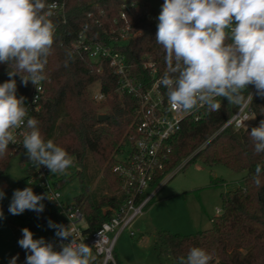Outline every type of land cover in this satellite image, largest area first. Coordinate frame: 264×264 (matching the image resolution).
I'll list each match as a JSON object with an SVG mask.
<instances>
[{
	"label": "trees",
	"instance_id": "obj_1",
	"mask_svg": "<svg viewBox=\"0 0 264 264\" xmlns=\"http://www.w3.org/2000/svg\"><path fill=\"white\" fill-rule=\"evenodd\" d=\"M49 0H46V3ZM65 3L63 15H52L56 25L51 54L44 69L46 79L43 82L44 93L41 108L30 117L39 121V128L45 141L52 140L74 157L78 164L75 172L80 178L81 192L72 202L83 213L87 226L83 232L87 235L98 229L107 220L111 210L103 213V208H115L124 198L120 192L121 180L113 171L119 155L127 152L130 136L134 130V108L137 100L130 95H119L116 91L118 76L107 61L92 60L88 54L72 45L73 39L81 32L96 41L116 44L125 54L131 71L139 79L152 81L143 61L155 62L158 73L163 77L169 71L166 53L155 41L158 14L151 5L143 0H57ZM47 10V9H46ZM130 23L133 36L124 43H117L119 32L125 20ZM230 42V41H229ZM14 63H0V84L10 79L9 71H15ZM27 76V73H21ZM17 98L24 97L27 104L33 95L31 81L24 85L17 74ZM98 84L108 103V117L98 119L93 96L89 88ZM247 92H244L246 94ZM220 108L217 111L204 106L200 110L199 120L187 118L182 128L171 138V150L165 168L161 170L154 184L174 170L183 160V168L196 160L208 167L223 165L236 172H244L243 185L221 194V213L211 218V226L191 234L156 232L155 239L161 253L172 257V264H179L180 258H187L193 247H199L212 255L210 264H264V172L261 185L253 180L257 164L264 166V153L257 154L249 133L264 120V96L255 92L252 108L257 122L254 126L235 129L222 125L233 115L238 104L229 103L226 98L217 97ZM27 131L26 125L23 129ZM23 136L19 135L15 143H9L8 151L0 158V177H6L10 162L14 156H20L21 163H28L27 176L16 185H8L2 191L5 203L0 212L8 221L17 241L23 238L22 229L28 228L34 237V231L59 220L58 207L46 198L42 212L30 211L26 216L9 212L13 192L18 186L22 190L31 187L35 194H42V187L30 182L37 176V168L28 157L22 145ZM92 155L96 167L103 170L113 194L91 190L90 179L86 177V162ZM45 169L47 167L41 166ZM73 175L64 174L53 180L55 188H63ZM26 251L21 249V262L26 264ZM93 254V253H92ZM91 264H101V257H92ZM111 264V263H109Z\"/></svg>",
	"mask_w": 264,
	"mask_h": 264
},
{
	"label": "clouds",
	"instance_id": "obj_2",
	"mask_svg": "<svg viewBox=\"0 0 264 264\" xmlns=\"http://www.w3.org/2000/svg\"><path fill=\"white\" fill-rule=\"evenodd\" d=\"M54 7L46 0H0V63H14L16 68L9 71L10 79L0 84V158L7 153L9 143H15L14 130L24 127L26 120L28 130L21 133L22 145L31 163L47 167L52 174H65L73 166L74 157L52 140L45 141L39 121L29 117L25 98H17L16 80L11 78L19 74L24 85L29 81L38 85L46 79L44 69L56 29L51 19ZM155 41L166 53L169 71L160 83L167 90L172 110L188 112L207 106L217 111V97L247 107L243 92L249 85L255 87L257 95L264 96V0H164ZM249 136L255 153H264V120L251 129ZM262 172L264 166L257 164L253 176L257 187ZM4 195L0 190V200ZM44 199L45 195L35 194L31 187L17 189L9 212H42ZM48 226L57 229L61 240L72 237L71 242L55 251L52 243L34 239L33 233L24 228L18 243L31 253L26 264H91L92 248L75 241L70 225L49 221ZM16 260L13 257L9 264H16ZM211 261L210 253L193 247L179 264Z\"/></svg>",
	"mask_w": 264,
	"mask_h": 264
},
{
	"label": "built area",
	"instance_id": "obj_3",
	"mask_svg": "<svg viewBox=\"0 0 264 264\" xmlns=\"http://www.w3.org/2000/svg\"><path fill=\"white\" fill-rule=\"evenodd\" d=\"M47 4L55 5L51 9L53 15L64 14V2L49 0ZM121 17L125 22L119 32L120 38L116 40L117 43H124L133 36L125 13H122ZM72 45L76 49L86 52L92 60L107 61L113 69V73L119 78L117 93L130 95L137 100V105L134 108V130L130 136L128 150L118 156L113 166V171L121 180L120 192L124 198L115 208H103V213L111 210V214L98 229L87 235L83 232L87 226L83 213L73 203L66 204L61 200V190L53 185L54 179L49 177L50 170L48 168L38 167L37 176L30 179V182L40 185L42 194L46 195V198L58 207L57 225L65 227L70 225L74 229L73 238L75 241L90 246L93 255L101 257V264H118L113 254L117 238L124 230L130 229L134 221L151 204L157 191L155 187L160 181L156 184L154 182L158 173L165 168L168 153L171 150L169 143L171 138L182 128L183 122L187 118L192 117L194 120H199L200 110L203 107L188 112L172 110L168 104L167 90L160 83L162 77L157 76V66L151 59L143 61V67L149 70L153 79L147 81L132 74L131 65L127 62L125 54L119 51L113 42L102 43L81 32L73 39ZM244 92L247 93L244 94ZM244 92L243 96L247 101V107H241L238 104L236 111L220 130L228 126L241 129L256 124L257 119L252 108L256 89L253 85H249ZM43 93V82L33 86L32 98L25 104L29 110V117L41 108ZM249 94L252 95V100H249ZM92 96L96 101L105 98L100 87L93 92ZM24 127L14 130L15 142L24 132ZM216 212L220 214L221 208H217ZM111 232H114L112 238H110ZM71 240L72 237L61 240L57 235L45 239L47 243L53 244L55 251H61V245L69 244ZM30 254L29 251H26V256Z\"/></svg>",
	"mask_w": 264,
	"mask_h": 264
},
{
	"label": "rangeland",
	"instance_id": "obj_4",
	"mask_svg": "<svg viewBox=\"0 0 264 264\" xmlns=\"http://www.w3.org/2000/svg\"><path fill=\"white\" fill-rule=\"evenodd\" d=\"M98 87V84H94L89 88L90 96ZM95 107L97 112L106 114L108 103L97 101ZM185 163L182 161L157 184L151 204L130 229L118 236L113 252L118 264H172V257L160 252L155 239L156 232L191 234L209 228L210 218L217 215V208H222L221 194L243 185L244 172L232 171L223 165L208 167L200 160L183 168ZM28 165L20 162V156H14L5 179L0 177V190L24 179L28 174ZM78 168L79 165L74 163L65 173L74 174L70 182L61 188V200L66 204L72 203L81 192L80 178L75 175ZM62 175L49 171L51 179ZM86 177L90 179L91 190L99 192L104 189L107 194L115 193L109 187L103 170L96 167L92 155H89L86 162ZM17 189L22 190L18 186ZM4 205V201L0 200V207ZM30 211L25 210L20 216H26ZM48 225L35 230L33 238L45 240L55 236L57 229ZM113 235L114 232H111L110 238ZM21 249L8 221L0 217V264H9L13 257H17L16 264H22Z\"/></svg>",
	"mask_w": 264,
	"mask_h": 264
},
{
	"label": "water",
	"instance_id": "obj_5",
	"mask_svg": "<svg viewBox=\"0 0 264 264\" xmlns=\"http://www.w3.org/2000/svg\"><path fill=\"white\" fill-rule=\"evenodd\" d=\"M131 1V0H129ZM151 5V7L157 12L158 16L161 11L162 5L164 3V0H143ZM108 117L107 114H100L98 119L100 121L106 119Z\"/></svg>",
	"mask_w": 264,
	"mask_h": 264
},
{
	"label": "crops",
	"instance_id": "obj_6",
	"mask_svg": "<svg viewBox=\"0 0 264 264\" xmlns=\"http://www.w3.org/2000/svg\"><path fill=\"white\" fill-rule=\"evenodd\" d=\"M4 186H7V184H4ZM4 186H3V187H4ZM211 218H212V217H211ZM211 218H210V221H211ZM22 264H23V262H22Z\"/></svg>",
	"mask_w": 264,
	"mask_h": 264
}]
</instances>
